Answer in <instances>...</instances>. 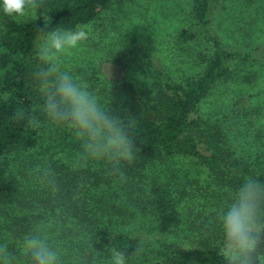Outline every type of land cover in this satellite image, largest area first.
I'll use <instances>...</instances> for the list:
<instances>
[{
	"label": "trees",
	"instance_id": "obj_1",
	"mask_svg": "<svg viewBox=\"0 0 264 264\" xmlns=\"http://www.w3.org/2000/svg\"><path fill=\"white\" fill-rule=\"evenodd\" d=\"M112 1L44 0L38 19L6 18L2 23L0 244L8 245L14 264H29L28 258L20 253V242L24 235L39 227L60 253L62 264H108L112 248L124 252L126 264H226L219 246L210 242L181 245L175 243L174 237L169 242L157 237L166 214L171 222L175 221L169 215L173 204L189 199L190 193L169 196L168 203L155 195L163 189L160 179L170 183L179 178L171 172V166H163L166 159H195L208 171L213 184L230 194L249 176L264 183V168L257 166L251 157L245 158L229 140L234 132L225 129L224 133L223 128L207 125L199 111L212 86L229 76L230 60L253 57L250 53L227 50L211 32L207 12L213 0H194L191 7L213 49L211 56L204 59L201 74L182 82H164L153 91L138 89L122 78L105 90V108L121 118L131 115L138 122L133 132L135 158L130 163L122 162V175L113 172L103 160L84 166L49 157L43 183L38 182L39 177L31 185L19 181L8 166L14 152L32 150L41 140L40 127H43H32L31 117L40 123L51 122L58 132L55 138L58 142H67L71 132L65 124L48 120L40 111L44 97L33 79L37 41L53 27L74 29L91 22ZM45 16L51 23L49 29L42 31ZM179 36L191 39L194 34L182 29ZM243 129L246 134L252 130L245 119L238 125L242 134ZM245 137L247 143H254L251 134ZM208 224L191 222L183 230L195 233L197 228ZM138 245L143 251L136 254Z\"/></svg>",
	"mask_w": 264,
	"mask_h": 264
},
{
	"label": "rangeland",
	"instance_id": "obj_2",
	"mask_svg": "<svg viewBox=\"0 0 264 264\" xmlns=\"http://www.w3.org/2000/svg\"><path fill=\"white\" fill-rule=\"evenodd\" d=\"M193 1L113 0L91 22L82 24L87 27L88 39L60 57L62 70L85 82L103 106L105 90L122 78L138 89L153 91L164 82H182L198 76L204 70V59L211 56L213 49L193 16ZM207 17L211 32L224 48L234 53H250L253 57L238 56L230 60L229 76L212 86L203 98L200 114L207 125L223 128L224 133L225 129L234 132L229 140L237 145V151L264 168V0H213ZM6 18L20 19L5 16L0 11V30ZM182 29L190 30L194 37H180ZM254 58L263 60L257 62ZM34 62L36 66L37 57ZM242 119L250 125L254 143H247L245 135L250 134H246L245 129L243 134L239 132ZM40 126L43 128L40 127L38 146L18 150L8 159V166L22 183L32 185V180L39 177L38 182L43 183L49 157L84 166L99 161L82 158L81 142L71 130L67 142H58L55 139L58 132L51 122L40 123ZM163 166H171V172L179 178L170 183L160 179L163 189L155 195L168 200L169 196L190 193L189 199L173 204L169 215L175 221L171 222L166 214L157 237L168 242L174 237L175 243L181 245L210 242L219 246L218 213L231 202L232 194L214 185L208 171L195 159L168 158ZM202 221L209 224L197 228L198 232L183 230L191 222L200 225ZM178 222L182 223L178 226ZM165 226L168 230L163 229ZM185 234L190 235L184 237Z\"/></svg>",
	"mask_w": 264,
	"mask_h": 264
},
{
	"label": "clouds",
	"instance_id": "obj_3",
	"mask_svg": "<svg viewBox=\"0 0 264 264\" xmlns=\"http://www.w3.org/2000/svg\"><path fill=\"white\" fill-rule=\"evenodd\" d=\"M43 4L44 0H0V11L13 18L38 19L36 14ZM43 22L41 30L49 29L51 20L45 16ZM87 39V27L77 25L74 29L53 27L38 41L33 79L44 97L40 111L48 120L65 124L72 131L81 142L83 159L106 161L113 172L122 175V162L130 163L135 158L133 132L137 119L113 114L85 82L61 68L60 57ZM29 124L39 127L40 121L33 116ZM218 219L219 253L226 264H264V183L246 177L231 202L220 210ZM19 250L29 264H62L60 253L39 227L23 236ZM142 251L138 245L136 254ZM0 264H14L7 244H0ZM108 264H126L124 252L112 248Z\"/></svg>",
	"mask_w": 264,
	"mask_h": 264
}]
</instances>
